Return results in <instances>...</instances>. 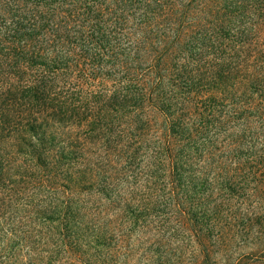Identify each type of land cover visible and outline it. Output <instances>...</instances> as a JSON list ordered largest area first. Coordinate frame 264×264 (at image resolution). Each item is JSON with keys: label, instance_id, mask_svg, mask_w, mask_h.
I'll return each instance as SVG.
<instances>
[{"label": "trees", "instance_id": "1", "mask_svg": "<svg viewBox=\"0 0 264 264\" xmlns=\"http://www.w3.org/2000/svg\"><path fill=\"white\" fill-rule=\"evenodd\" d=\"M0 4V220L34 198L68 212L77 181L107 198L117 167L191 231L190 171L219 170L220 200L255 192L250 173L264 180V0ZM72 129L103 150L93 159Z\"/></svg>", "mask_w": 264, "mask_h": 264}, {"label": "rangeland", "instance_id": "2", "mask_svg": "<svg viewBox=\"0 0 264 264\" xmlns=\"http://www.w3.org/2000/svg\"><path fill=\"white\" fill-rule=\"evenodd\" d=\"M11 3L9 7L15 11L16 3ZM70 132L86 141V151L93 159L103 150L101 144L88 139L92 134L87 129ZM208 167L189 173L186 197L190 216L197 224L191 231H179L173 207L158 204L151 210L147 206L140 197L143 180L137 184L129 172L111 167L109 174L118 181L105 188L107 198L98 192L102 189L98 181L91 179L86 184L76 182L86 190L77 189L80 195L71 201L68 212L53 197L41 203L37 211L35 198L29 207H10L0 220V264H261V174H248L250 181L243 184L255 192L224 191L220 200V171ZM88 169L95 171L96 167ZM129 196L145 212L137 211L133 202L125 203L123 198ZM251 212L256 217L252 224L247 222ZM230 216L235 217L231 231H220V221H232Z\"/></svg>", "mask_w": 264, "mask_h": 264}]
</instances>
